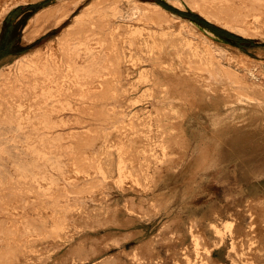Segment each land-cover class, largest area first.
Here are the masks:
<instances>
[{"label":"rangeland","instance_id":"rangeland-1","mask_svg":"<svg viewBox=\"0 0 264 264\" xmlns=\"http://www.w3.org/2000/svg\"><path fill=\"white\" fill-rule=\"evenodd\" d=\"M174 35L209 67L159 46ZM2 43L0 264H237L264 227V0H0ZM171 104L163 144L137 121Z\"/></svg>","mask_w":264,"mask_h":264},{"label":"bare ground","instance_id":"bare-ground-1","mask_svg":"<svg viewBox=\"0 0 264 264\" xmlns=\"http://www.w3.org/2000/svg\"><path fill=\"white\" fill-rule=\"evenodd\" d=\"M63 1V0H62ZM104 2V1H103ZM59 4V3H58ZM107 4V3H106ZM150 4L153 6V7H155L156 9H158L157 11H161V13L160 14H162V12L163 13H165V14H167V15H169L170 17H173V18H175V19H180V20H182V21H189V22H187V23H193L194 24V22L193 21H191V20H189V19H185V18H182V17H180V16H178V15H176V14H174V13H172V12H170V11H168L167 9H165V8H163L161 5H159L158 3H156V2H150ZM100 5V4H99ZM131 5V4H130ZM58 5H56V6H54V7H57ZM62 6V5H61ZM60 6V7H61ZM52 7V6H51ZM50 7V8H51ZM131 7V6H130ZM134 7H136V6H134ZM143 7H144V5H143ZM141 8V7H140ZM101 9V8H100ZM44 11H46L45 10V8L43 9V12ZM54 11V10H53ZM57 11V10H56ZM51 12H52V10H51ZM63 12V11H62ZM40 13V12H39ZM44 14H45V12H44ZM134 14V13H133ZM151 14V13H150ZM157 14V13H156ZM46 15V14H45ZM48 15V14H47ZM64 15V14H63ZM154 16V15H153ZM162 16V15H161ZM38 17V16H37ZM44 17V16H43ZM48 17V16H47ZM164 17H166V16H164ZM160 18V17H159ZM169 18V17H168ZM172 18V19H173ZM80 19V18H79ZM166 19V18H165ZM174 19V20H175ZM229 19V18H228ZM163 20V19H162ZM106 21V20H105ZM150 21V20H149ZM178 23V22H177ZM196 23V22H195ZM95 24V23H94ZM170 24V23H169ZM167 25V24H166ZM183 25V24H182ZM186 25V24H185ZM121 26V25H120ZM184 26V25H183ZM186 26H188V25H186ZM43 27V26H42ZM89 27V26H88ZM114 27V26H113ZM124 27V26H123ZM165 27V26H164ZM90 28V27H89ZM106 28V27H105ZM125 28V27H124ZM167 28V27H166ZM179 28V27H178ZM114 29V28H113ZM165 29V28H164ZM170 29V28H169ZM187 29V28H186ZM247 29V28H246ZM249 29V28H248ZM126 30V29H125ZM128 30V29H127ZM174 30V29H173ZM101 31V30H100ZM114 31V30H113ZM112 31V32H113ZM124 31V30H123ZM181 31V30H180ZM184 31V30H183ZM205 31V30H204ZM109 32H111V31H109ZM118 32V31H117ZM188 31L186 30V33H187ZM41 33V32H40ZM83 33V32H82ZM113 33H115V32H113ZM175 33V32H174ZM189 33V32H188ZM205 33V32H204ZM210 33V32H209ZM207 34H208V32H207ZM245 34V33H244ZM26 36H25V40L26 41H31V38L29 37L30 35L29 34H25ZM177 35V34H176ZM176 35H174L177 39H174L173 40V36L171 37L172 38V40L169 42V43H167V41L166 40H164V39H162L161 37H158V38H160V42H158L159 43V46L161 45L162 47L163 46H165V47H169V46H172L174 49H173V51L174 52H176L177 53V51L178 52H180V51H182L183 53L182 54H187L188 56L187 57H189L190 59L188 60V63H190V65H192L191 63H193V64H198V65H203V67H204V63H205V65H207L209 62H211L213 59H212V57H209V56H211V54H212V50H211V48L209 49V47H208V49L210 50V52L208 51H205V50H202L201 48H199V47H197L196 45H194V44H191L190 42H189V40L187 41V43H183L182 41H184L183 39H181V38H178ZM184 35V34H183ZM187 35V34H186ZM88 36V35H87ZM160 36V35H159ZM163 36V35H162ZM171 36V35H170ZM181 36H182V34H181ZM211 36H214V35H212L211 34ZM24 37V36H23ZM109 38H110V36H109ZM157 38V39H158ZM167 38H169V35H168V37ZM170 39V38H169ZM168 39V40H169ZM110 40V39H109ZM116 40V39H115ZM155 40V39H154ZM154 40L152 41V42H154ZM204 40V39H203ZM113 41V40H112ZM111 41V42H112ZM149 42V41H148ZM151 42V41H150ZM151 42V43H152ZM155 44H156V42H154ZM93 44V43H92ZM154 44V45H155ZM166 44H168V45H166ZM196 44V43H195ZM199 44V43H198ZM212 44V43H211ZM157 45V44H156ZM182 45V46H181ZM141 46V45H140ZM200 46V45H199ZM207 47V46H206ZM90 48H91V46H90ZM93 48V47H92ZM148 48V47H147ZM158 48V47H157ZM88 49V48H87ZM97 49V48H96ZM160 51V53L159 54H163V49L162 48H158ZM204 49H206V48H204ZM35 51H37V50H35ZM34 51V52H35ZM41 51V50H40ZM39 51V52H40ZM49 52V51H48ZM55 52V51H54ZM157 52L158 51H156V55H158L157 54ZM53 53V52H52ZM105 53V52H104ZM176 53H174V54H176ZM214 53V52H213ZM216 53V52H215ZM30 54V53H29ZM44 54V53H43ZM85 54H87V52L85 53ZM107 54V53H106ZM31 55V54H30ZM35 55V54H34ZM164 55V54H163ZM214 55V54H213ZM54 55H52V57H53ZM59 56V55H58ZM93 56V58L95 57V56H97L98 57V54H96V55H92ZM161 56V55H160ZM46 57V56H45ZM57 57V56H56ZM56 57H54V58H56ZM163 57V56H162ZM27 58V59H26ZM28 58L29 57H27V55H26V57H25V59L26 60H28ZM33 58V57H32ZM42 58V57H41ZM47 58H49V57H47ZM46 58V60H45V65H49V67H50V71H51V73H56V71H58L59 69H60V67H61V64L59 63V59L58 58H56V59H58V60H56V59H53V58H51V59H47ZM155 58H156V56H155ZM36 59V58H35ZM34 58L33 59H31V58H29V61L26 63V65H24V67L26 66H35L36 65V63H37V59L35 60ZM43 59H45L44 58V56H43V58L41 59V61L43 60ZM94 59H96V57L94 58ZM157 60L156 61H159L158 59H159V57H157L156 58ZM216 60V59H215ZM106 61V60H105ZM84 62V61H83ZM88 62V61H87ZM123 62V60H121L120 58L118 59V65H119V68H120V66H121V63ZM214 62V61H213ZM218 62V61H217ZM161 63H166V62H163V60L161 61ZM212 63V62H211ZM215 63V62H214ZM213 63V65H215ZM20 64H22V63H20ZM71 64V63H70ZM116 65V64H115ZM117 65V66H118ZM170 65H171V63H170ZM176 65V64H175ZM174 65V67L173 66H167V68H172V69H175V70H178V72L176 73V80H178V79H181V78H183L184 76H189V77H194V78H197V77H201V75H199L198 73H196V72H194L195 70L192 68H186V67H184L185 65H184V63H181V62H179V65H176L175 66ZM213 65H211V67L213 66ZM219 65H220V63H219ZM20 66V65H19ZM103 66V65H102ZM208 66V65H207ZM218 66V65H217ZM221 66V65H220ZM220 66H218L219 68H221ZM25 67V68H26ZM35 67H39L38 65H36ZM48 67V66H47ZM48 67V68H49ZM166 67V66H165ZM202 67V68H203ZM209 67V66H208ZM216 67V66H215ZM17 68H21V70L23 69V67H17ZM166 68V69H167ZM205 68V67H204ZM213 68V67H212ZM126 69H127V67H126V65H124V67H123V73H124V71H126ZM209 69V68H208ZM211 69V68H210ZM226 68H224V70H225ZM16 70V69H15ZM14 70V71H15ZM27 70V69H26ZM30 70V69H29ZM192 70V71H191ZM227 70V69H226ZM225 70V71H226ZM7 71V70H6ZM11 70H9V71H7V72H9L10 74H7V75H5L6 73H4V79L3 80H5L8 84H10V83H13L14 84V82L15 81H18L19 80V77H20V74H18V73H16V74H11V72H10ZM17 71H19L18 69H17ZM16 72V71H15ZM226 72H228V71H226ZM20 73V72H19ZM23 75V74H22ZM25 75V74H24ZM26 76V75H25ZM25 78V77H24ZM27 78V77H26ZM52 78V77H51ZM54 78V77H53ZM2 80V79H1ZM20 81V80H19ZM56 81V80H55ZM21 82V81H20ZM19 82V83H20ZM32 82V81H31ZM25 83V82H24ZM27 83V82H26ZM161 83V82H160ZM18 84V83H17ZM11 85V84H10ZM19 85V84H18ZM25 85V84H24ZM23 85V86H24ZM36 85V84H35ZM4 86V85H3ZM21 86V85H20ZM45 86H47V85H45ZM5 87H7V86H5ZM13 87V86H12ZM25 88H26V86H24ZM54 87V86H53ZM57 87H58V85H57ZM59 87H60V85H59ZM163 87H166V85H163ZM1 88V87H0ZM8 88V87H7ZM6 88V89H7ZM10 89H11V87H9ZM15 88H18V87H15ZM47 88V87H46ZM10 89H8V91L10 90ZM19 89V88H18ZM21 89V88H20ZM39 90L38 91H40V87L38 88ZM62 89V88H61ZM3 90V89H2ZM12 90H14V89H12ZM16 90V89H15ZM59 90V89H58ZM0 91H1V89H0ZM18 91V90H17ZM20 91V90H19ZM46 91V90H45ZM54 91H56L55 89H54ZM3 92V91H2ZM21 92V91H20ZM35 92H37V91H35ZM42 92V91H41ZM44 92V91H43ZM60 92H61V90H60ZM11 93H12V91H11ZM10 93V94H11ZM22 93H23V90H22ZM39 93V92H38ZM53 93V92H52ZM62 94L63 93H66V92H61ZM41 94V93H40ZM153 94H154V96L155 97H160V95L156 92V91H153ZM32 95V94H31ZM61 95V94H60ZM67 95V94H66ZM3 95H1V97H2ZM62 96H64V95H62ZM50 97V96H49ZM54 97V96H53ZM30 98V97H29ZM32 98V97H31ZM33 98H35V97H33ZM48 98V97H47ZM46 98V99H47ZM55 98H56V95H55ZM62 98V97H61ZM66 98V97H65ZM2 99H3V97H2ZM5 99V98H4ZM3 99V100H4ZM59 99V98H58ZM1 100V99H0ZM10 99H8V101L6 100V102H7V104L9 103V105L11 104V101H9ZM5 101V100H4ZM14 101V100H13ZM16 101H18V100H16ZM16 101H15V103H16ZM31 102V101H30ZM63 102V101H62ZM222 102H223V100H220L219 101V103L217 102V103H214V106H215V108L217 109V107H218V109L220 108V105L222 104ZM22 103V102H21ZM60 103H61V101H60ZM4 104V103H3ZM55 104V103H54ZM13 105H15V104H13ZM4 106V105H3ZM7 107V106H6ZM14 107V106H13ZM231 107L232 106H230V105H226V109L227 110H231ZM4 108V107H3ZM12 109V108H11ZM13 109H16V108H13ZM9 110H10V108H9ZM155 110H156V112H157V116H155V118L152 120V118H151V115H149V116H146V117H144V118H141V120L140 121H137V122H139L140 124H146V125H148V126H151V125H153L154 124V121H156L157 122V124H159V126H161V128L163 127V131H162V133H163V138L161 139V141L163 142V144H166L167 142H169V141H173L174 139H176V135L173 137L172 136V133L170 134V130H172V129H169V128H174L175 127V122L173 123V122H171V120H170V118L169 117H171L172 116V114H173V112H174V105H169L168 107H163V106H161V105H158L157 107H155ZM14 111V110H13ZM16 111H17V109H16ZM27 112V111H26ZM8 112H6V114H7ZM11 113V112H10ZM9 113V114H10ZM15 113V112H14ZM18 114V113H17ZM28 114V113H27ZM176 114V113H175ZM2 115V114H1ZM14 115V114H13ZM7 116V115H6ZM20 115H18V117H19ZM2 118V117H1ZM8 118V117H7ZM12 118V117H11ZM132 118V117H131ZM20 119V118H19ZM1 120V119H0ZM16 120V119H15ZM131 121V120H130ZM133 121V120H132ZM14 122V121H13ZM22 123V122H21ZM13 124V123H12ZM136 125H138V123H134V122H129V124H127V130L128 131H126L127 133H128V135L126 134V133H124V135H123V137H126V140L128 141V140H133V138H134V136H133V134L135 133V131L136 130H134V127L136 126ZM22 128V127H21ZM130 135H132V137H130ZM5 136V135H4ZM89 137V136H88ZM122 137V138H123ZM150 139H151V137H149L148 136V138H147V142H149L150 141ZM148 144V143H147ZM120 148V147H119ZM120 152H121V150H120ZM150 152H152V151H150ZM124 153V152H123ZM102 154V153H101ZM127 154V153H126ZM129 154V153H128ZM155 154V152L153 153H150L149 154V156H148V154H147V157L148 158H151L152 157V155H154ZM163 154L164 155H166L165 154V152H163ZM124 156V155H123ZM101 157H103V156H101ZM120 157H121V155H120ZM125 158H126V156H124ZM129 157V156H128ZM132 157V156H131ZM154 157V156H153ZM98 158V157H97ZM106 159V158H105ZM122 159V158H121ZM104 160V159H103ZM67 162V161H66ZM124 163V162H123ZM101 164V163H100ZM126 164V163H125ZM99 165V164H98ZM118 165H120V164H118ZM122 166V165H121ZM120 166V167H121ZM123 166H125V165H123ZM107 166H105V168H106ZM125 167H127V165L125 166ZM104 168V167H103ZM102 168V169H103ZM119 168V167H118ZM100 169V168H99ZM108 169V168H107ZM125 169V168H124ZM123 169V170H124ZM105 170V169H104ZM120 170L121 171H123L121 168H120ZM119 170V171H120ZM101 171V170H100ZM106 171V170H105ZM104 171V172H105ZM124 172V171H123ZM122 172V173H123ZM121 173V174H122ZM133 204V203H132ZM255 213L257 214V216L259 217V219H260V221L261 222H263L264 223V207L263 208H259L258 209V211H255ZM127 218V217H126ZM131 218H133V217H131V215L127 218V219H131ZM125 220V218H124V220H125V223H126V221L128 222V220ZM259 225H260V223H259ZM229 228V227H228ZM257 232V231H256ZM237 236H238V234H237ZM237 236L235 235V237L237 238ZM241 236V233L239 234V237ZM264 237V227H262V229L260 230V234H258V236H254V237H252V239H253V243L252 242H249V244L245 247V250H243V252H239L238 251V254H236L237 255V258H236V262H237V264H264V247L262 246V244H260L262 241H263V238ZM237 245H239V243L237 242ZM236 245V246H237ZM239 247V246H238ZM208 254V253H207ZM207 258L208 259H213L212 258V255L211 254H208L207 255ZM22 260H24V258L22 259ZM26 260V259H25ZM29 260V259H28ZM27 261V260H26ZM26 261H25V263H26ZM23 262V261H22Z\"/></svg>","mask_w":264,"mask_h":264},{"label":"trees","instance_id":"trees-1","mask_svg":"<svg viewBox=\"0 0 264 264\" xmlns=\"http://www.w3.org/2000/svg\"><path fill=\"white\" fill-rule=\"evenodd\" d=\"M175 10H176V9H175ZM176 11H178V10H176ZM229 34H231V36H235V37H237V36L234 35L233 33H229ZM4 37H6V36H4ZM9 48H10V46L8 47L7 44L2 43V44L0 45V57H2L5 53H9V51H8Z\"/></svg>","mask_w":264,"mask_h":264}]
</instances>
